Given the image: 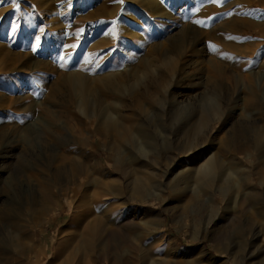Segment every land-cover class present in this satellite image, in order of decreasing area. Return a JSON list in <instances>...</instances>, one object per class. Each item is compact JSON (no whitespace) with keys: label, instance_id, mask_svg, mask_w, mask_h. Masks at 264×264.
I'll use <instances>...</instances> for the list:
<instances>
[{"label":"rangeland","instance_id":"obj_1","mask_svg":"<svg viewBox=\"0 0 264 264\" xmlns=\"http://www.w3.org/2000/svg\"><path fill=\"white\" fill-rule=\"evenodd\" d=\"M116 1L0 0V264H264V0H172L168 18L133 4L139 21L125 14L127 0L113 17L94 13ZM126 22L146 36L142 46L122 32ZM183 27L200 42H187ZM123 39L133 47L127 59ZM158 45L175 58L165 93L144 87L155 66L166 67L158 57L142 61ZM132 66L148 75L109 86L94 80ZM76 72L88 76L82 93L65 80ZM81 97L98 116L113 113L118 133L130 127L129 140L90 121ZM191 110L207 120L196 141L209 147L201 157L210 151L245 176L228 204L215 187L214 203L181 189L174 168L188 155L176 148L189 138ZM133 165L145 176L151 166L145 188L126 180L121 192L102 188Z\"/></svg>","mask_w":264,"mask_h":264},{"label":"bare ground","instance_id":"obj_2","mask_svg":"<svg viewBox=\"0 0 264 264\" xmlns=\"http://www.w3.org/2000/svg\"><path fill=\"white\" fill-rule=\"evenodd\" d=\"M121 1L122 0H117L116 1L117 3L112 5L111 7H106V4H103V6H100L97 10H95L94 13L99 14L100 16H103V17H105V16L113 17L121 9V7H122ZM127 2H129V4H131L132 6L127 7L125 14L129 18L134 19L135 21H139V19H137L138 17L136 16L137 15L136 12L142 13L141 10H139V8H138L140 6H141V8H143L147 12V14H150L151 16H154V17L155 16H158V17L161 16L163 18H168L169 12L167 10V7L172 3V0H127ZM41 4H43V3H41ZM133 4H136L137 6L138 5L139 6L137 7L136 5H133ZM53 10L51 13L52 17H51L50 21H52L53 16H55V13H54L55 11H53ZM141 23L143 25L147 24L144 19H143V21H141ZM121 27H122V32L125 35L130 36L131 38H133V39L135 38L138 40V46H142L144 44L146 36L143 35V33H141L139 30L131 29L130 23H127V22L123 23V24H121ZM109 28H110V30L108 29L109 31L105 34V38H104V42H106V43H109L110 39L114 37L112 35L111 29L115 28V25L112 23V24H110ZM105 30H107V29H105ZM191 31H192V28L189 31V29H187L186 27H183L181 34L186 36L185 37L186 41L189 43L194 44L196 41L200 42V37H199V34H197V33H195L194 37L190 38V35H188V33ZM87 39L89 40V38H87ZM119 47L122 50V53L124 55V59H127V57L132 55L131 52L133 50V47L131 46V43L128 39H123L121 41V44ZM111 53H112V49H110L103 56L108 57ZM148 54L149 55L144 56V59L142 58V61H145V64H147L150 60L154 61V59L156 61L155 63L158 64V61L156 60V57H158L160 59V64H165L166 67H165L164 72H161L160 71L161 69L159 70V68H157L156 66H155V68L153 67L154 68L153 71H155L154 76L152 75V78L149 81H147V83H145L144 87L146 89V87H148L149 84H151V85L155 86L157 89H160V90L164 89V93H165L168 91V89L166 87L170 86V83L173 80V79H170V81H168L165 79L168 78L167 77L168 73L173 72L175 70L174 69L175 68L174 62H173V60L175 58H173L172 56H168L166 54V52H164L162 50L161 46H159V45L155 46V47H151V50ZM118 70L115 71V70L111 69L108 74L103 75V76H96L97 78H94V80L98 79V81L100 83H102L104 85H106L108 83V86H109L111 84L118 85L120 83L119 81L122 77L131 80V79L137 78L138 76H140V77L145 76L146 77V75H148L146 73L147 72L146 69L141 70L135 66L127 67L126 71H122L123 69L121 71H118ZM87 77H88L87 75H84L81 72H76L75 74H69L65 78V80H67L69 82V84H72V88L75 90V92H76V90H79V92L82 93L83 91H85V89L88 87V84H89ZM145 77H143V78H145ZM126 79H124V80H126ZM146 90H148V89H146ZM146 90H145V92H146ZM146 95H147V93H146ZM135 97H136V100H139L138 96H135ZM147 97H149V96H147ZM141 103H140V101L136 102V105H138V109H140V112L144 113L145 112V104L142 105ZM169 104L173 105V102H169ZM77 106H79V109L81 110V112L87 118H89L90 121L94 120L96 117V119L98 118L99 123L104 124L105 127L111 131L113 130V131L117 132V129L121 126V124L119 122H117L113 113H107V114H103L102 116H100V115L98 116L97 110L95 108L96 106H94L93 102H91L89 100L85 101L84 97H81L80 100H78ZM179 107L180 106H178V108ZM205 110H207V109H205ZM197 115H198V113H196L194 116V110H191L189 112V114L187 115V120H189V121L187 123H185L186 128H185L184 132L187 135V137H189V138H185V143L181 147L176 148V150L180 154L181 153H187L188 158L185 161H181V162L177 163L176 167L174 168V171H176L178 167L180 168L179 170H181V172H182L180 174V180L182 181V184H181L182 188L181 189H183L187 186L190 187V189L192 190L191 197L194 198V195H195L198 203L203 202L204 201L203 198H205V197L206 198L208 197V200H210L211 202L214 203V201L216 199H218V198H216L217 197L216 191H217L218 194L221 196V199H223L228 204L232 200L231 195L234 192V189H235L234 187L239 189V188H242L244 186L242 184V182L244 181L245 176L243 173H241L240 177H239L238 171L232 169L231 166L229 165V163L227 164L226 160L221 159L216 154H213L210 151H209V155L207 157H205V158L201 157L202 153L204 151L208 150L209 147H208V144L202 145V146L201 145L197 146L196 141L198 140V138H200L199 135H200V133H202V131L204 129V125L207 123V120L203 119V118L201 119L200 117H196ZM177 116H178V118H180L181 114L177 113ZM122 128L123 129H122L121 133L117 132V136H119L120 139H123L125 142H127L129 140V135H130V127L125 128L122 126ZM138 134H142L143 136H145V133L142 130V128H140L138 130ZM149 149H150V147L147 145H146V147H144L145 152L148 151ZM197 149H198V151H197ZM159 156H161L160 151L153 153V158L150 161L151 166L153 165V163L157 162V158ZM200 157H201V159H200ZM151 166H150V170L148 173L153 174L152 170H151ZM117 171H118L117 173L121 177L120 182L115 184V186L114 185L112 186L108 183H102V184H104L102 186V188H104V190H112L114 187L115 190L120 191V190L124 189V186H125L124 180H126L125 182H126L127 187H130V185H134V186H136L137 189L138 188H145L147 183L151 180V176H152L151 174H148L147 176L143 175V173L140 172L139 167L137 165H133L131 167L130 171H125V170H117ZM79 183H82V184L84 183L82 178H78V182L75 184V187L73 189L74 193H76L78 191ZM177 187H179V186L178 185L173 186V189L177 188ZM212 187L216 188V191L214 193L212 192V190H213ZM102 195H105V194H102ZM208 195H210V196H208ZM242 195H243L242 199L247 198V194L245 192ZM257 195H260V192L254 191V193H251V197L249 200L254 201L257 198ZM238 229H239L238 230V232H239L241 230V225H238ZM252 234H254V239H252V247H253V246H256V244L258 242V236L260 237L261 231L258 229H255L254 233L252 232ZM86 243L87 244L83 245L81 248V250L83 251L84 254L90 253V250L95 247V245H96L95 238L92 236L90 239L87 240Z\"/></svg>","mask_w":264,"mask_h":264},{"label":"snow or ice","instance_id":"obj_3","mask_svg":"<svg viewBox=\"0 0 264 264\" xmlns=\"http://www.w3.org/2000/svg\"><path fill=\"white\" fill-rule=\"evenodd\" d=\"M197 23H201L200 21H197Z\"/></svg>","mask_w":264,"mask_h":264}]
</instances>
